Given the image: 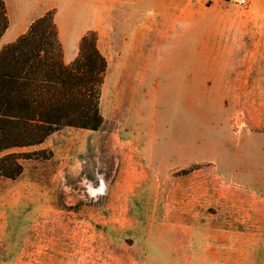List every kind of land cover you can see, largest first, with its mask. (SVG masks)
<instances>
[{
  "label": "rangeland",
  "instance_id": "rangeland-1",
  "mask_svg": "<svg viewBox=\"0 0 264 264\" xmlns=\"http://www.w3.org/2000/svg\"><path fill=\"white\" fill-rule=\"evenodd\" d=\"M57 2L105 120L14 149L53 155L0 180V264H264V0Z\"/></svg>",
  "mask_w": 264,
  "mask_h": 264
},
{
  "label": "trees",
  "instance_id": "trees-1",
  "mask_svg": "<svg viewBox=\"0 0 264 264\" xmlns=\"http://www.w3.org/2000/svg\"><path fill=\"white\" fill-rule=\"evenodd\" d=\"M56 12L47 11L0 50V180L20 176L23 158L53 155L52 150L15 148L40 144L65 126L97 130L104 123L101 96L108 59L96 31L82 37L78 56L68 63ZM9 24L6 1L0 0V39Z\"/></svg>",
  "mask_w": 264,
  "mask_h": 264
},
{
  "label": "crops",
  "instance_id": "crops-1",
  "mask_svg": "<svg viewBox=\"0 0 264 264\" xmlns=\"http://www.w3.org/2000/svg\"><path fill=\"white\" fill-rule=\"evenodd\" d=\"M5 1L8 8L10 24L0 39V50L4 45L15 41L20 35L27 32L30 25L37 18L43 16L52 8H56L55 20L59 29V38L63 45L64 59L70 63L80 52L82 37L95 27V23L91 20L84 19L75 22L72 21L74 19L73 17L70 19H66L64 16L60 17L59 9L56 6L58 4L57 0H39L35 3L29 2L30 0ZM92 3H94V9H96V0H67V8L71 11L80 6L92 9ZM51 4H55L54 7L51 8ZM11 31L12 33H10ZM46 142L45 140L41 144H46ZM46 146H49V144Z\"/></svg>",
  "mask_w": 264,
  "mask_h": 264
},
{
  "label": "bare ground",
  "instance_id": "bare-ground-1",
  "mask_svg": "<svg viewBox=\"0 0 264 264\" xmlns=\"http://www.w3.org/2000/svg\"><path fill=\"white\" fill-rule=\"evenodd\" d=\"M160 33V32H159ZM159 33H157V34H159ZM160 35V34H159ZM156 37H157V35H156ZM139 59H140V54L137 56ZM142 59V58H141Z\"/></svg>",
  "mask_w": 264,
  "mask_h": 264
}]
</instances>
